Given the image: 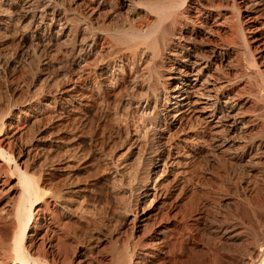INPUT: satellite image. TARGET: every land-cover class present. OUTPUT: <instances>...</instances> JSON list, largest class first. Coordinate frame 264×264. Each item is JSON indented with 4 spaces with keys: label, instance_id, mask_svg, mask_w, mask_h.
I'll list each match as a JSON object with an SVG mask.
<instances>
[{
    "label": "rangeland",
    "instance_id": "1",
    "mask_svg": "<svg viewBox=\"0 0 264 264\" xmlns=\"http://www.w3.org/2000/svg\"><path fill=\"white\" fill-rule=\"evenodd\" d=\"M2 1L8 17L0 25V138H11L19 164L40 180L43 200L71 189L76 205L68 222L41 225L30 255L50 264H112L116 251L122 258L127 253L132 264H263L264 102L257 105L259 120L246 138L254 158L234 157L236 146H228L214 160L207 138L205 151L189 160V172L178 174L184 165L161 167V135L167 129L162 84L169 66L157 61L160 68L147 72L142 60L123 75L118 49L107 56L103 42L96 41L100 29L122 27L119 0H106L94 15L83 0L32 6L21 0L13 7ZM242 1L222 0L231 6L227 16L241 21ZM68 16L75 27L90 24L85 42L75 32L59 36L58 17ZM237 26L235 36L243 43ZM257 61L264 71V58ZM259 76L255 89L264 84ZM185 125L183 131L192 124ZM174 144L173 151L180 150ZM155 180L176 192L153 206L142 202L140 189ZM5 192L0 223L5 205L19 193ZM197 198L209 204L199 207ZM199 209L203 216L197 219Z\"/></svg>",
    "mask_w": 264,
    "mask_h": 264
},
{
    "label": "bare ground",
    "instance_id": "2",
    "mask_svg": "<svg viewBox=\"0 0 264 264\" xmlns=\"http://www.w3.org/2000/svg\"><path fill=\"white\" fill-rule=\"evenodd\" d=\"M20 1L4 2L9 6L13 4L10 6L13 7L14 3ZM22 1L30 6L46 2V0ZM83 1L92 10V15L97 14L106 4V0ZM118 3L121 7L120 13L122 12V27L117 29L114 27V30L100 29L95 33L96 41L104 44L105 54L109 56L113 50L118 49V56L122 60V74L130 68L132 70L142 60L146 61L143 69L147 72H155L159 67V61L169 66L166 69V81L162 84L167 87L165 102L167 129L161 135L164 146L161 167L180 168L184 165L178 174L188 173L189 160L204 150L206 145L203 146L202 143L207 138L214 145L210 154L212 159L216 158L218 153L224 152V148L228 146H236L234 157L245 161L254 158V146L246 138L251 135L259 120L256 107L260 101L264 102L262 91L264 84L262 87L257 81V88H253V81L259 74L263 77L262 80L264 79V71L258 67L257 61L258 58H264V0H243L241 7L244 14H241V10L238 11L241 16V21L238 19L240 22L233 15L234 18L227 16L228 5L225 6L222 0H119ZM5 11L4 8L0 9V25L8 17ZM229 17L235 26L233 24V27L229 26L230 23L227 22ZM71 19L69 16L58 17L62 27H59L61 29L59 36L68 38L75 32L76 37L83 39L80 42H85L84 40L88 39L90 24L80 26V23H77L78 26L75 27L71 23L75 21ZM8 20L11 25L12 20ZM236 21L239 23L243 43L238 42L235 36L238 25ZM197 51H202L203 54L199 52L200 55H197ZM187 123L192 125H189L191 126L189 130L183 131L181 127ZM179 128L182 129L180 133L184 132L181 135L177 132ZM173 143L179 146L180 150L177 148L173 151V147L170 146ZM11 145V138H0V196L6 189L8 190L5 193L14 189L19 192L15 201L5 203L3 210L4 217L0 223V264H50L51 261L46 260L47 258L41 259L40 256L33 258V255H30V243L33 244L38 238L43 223L53 224L52 221L60 223L70 220L73 206H76L71 197L72 190L54 194L43 200L40 180L29 174L27 166L19 164L17 159L21 158H15ZM171 176L173 177L172 174ZM12 180H16L17 183L9 188L8 183ZM162 182L163 180L159 182L155 180L151 184H145L140 189L142 202H149L155 206L162 202L161 200L173 197L176 192L170 185L173 182L169 184L171 187L168 189L162 188ZM202 187L200 191L205 194L206 190L204 191ZM206 202L197 198L196 205L205 208V205L209 204ZM203 210H198L197 219H200ZM62 225L67 228L66 224ZM125 255L122 258V252L116 251L112 264H132V259ZM52 259L54 261L56 258Z\"/></svg>",
    "mask_w": 264,
    "mask_h": 264
}]
</instances>
